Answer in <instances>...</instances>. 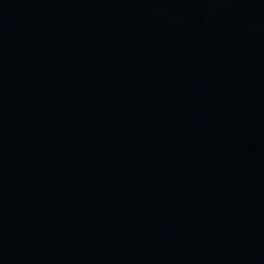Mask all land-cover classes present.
<instances>
[{"label": "water", "instance_id": "95a60500", "mask_svg": "<svg viewBox=\"0 0 264 264\" xmlns=\"http://www.w3.org/2000/svg\"><path fill=\"white\" fill-rule=\"evenodd\" d=\"M0 264H264V0H0Z\"/></svg>", "mask_w": 264, "mask_h": 264}]
</instances>
